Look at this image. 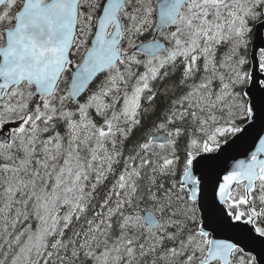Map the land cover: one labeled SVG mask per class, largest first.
<instances>
[{"label":"snow or ice","instance_id":"6c2138e0","mask_svg":"<svg viewBox=\"0 0 264 264\" xmlns=\"http://www.w3.org/2000/svg\"><path fill=\"white\" fill-rule=\"evenodd\" d=\"M0 264H264V0H0Z\"/></svg>","mask_w":264,"mask_h":264}]
</instances>
